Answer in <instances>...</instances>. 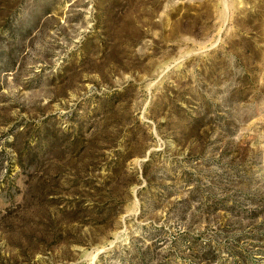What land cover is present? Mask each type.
<instances>
[{"label": "rangeland", "instance_id": "1", "mask_svg": "<svg viewBox=\"0 0 264 264\" xmlns=\"http://www.w3.org/2000/svg\"><path fill=\"white\" fill-rule=\"evenodd\" d=\"M0 264H264V0H0Z\"/></svg>", "mask_w": 264, "mask_h": 264}]
</instances>
